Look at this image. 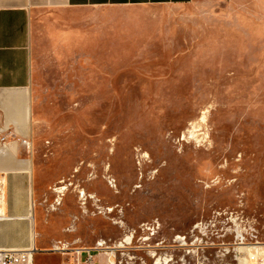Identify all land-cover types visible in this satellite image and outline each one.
Listing matches in <instances>:
<instances>
[{
	"label": "rangeland",
	"instance_id": "1",
	"mask_svg": "<svg viewBox=\"0 0 264 264\" xmlns=\"http://www.w3.org/2000/svg\"><path fill=\"white\" fill-rule=\"evenodd\" d=\"M32 35L30 133L0 134L32 167L0 195L32 202L35 250L264 264V0L69 9Z\"/></svg>",
	"mask_w": 264,
	"mask_h": 264
},
{
	"label": "crops",
	"instance_id": "2",
	"mask_svg": "<svg viewBox=\"0 0 264 264\" xmlns=\"http://www.w3.org/2000/svg\"><path fill=\"white\" fill-rule=\"evenodd\" d=\"M189 0H0V134L15 133L25 139L32 124L31 80L32 29L38 16L59 14L69 9L88 8L115 10L119 7L139 8L150 5L181 4ZM8 135V134H7ZM4 137V136H3ZM6 140V138L4 139ZM23 147L16 142H4L0 148V176L7 179L29 177L30 160L22 156ZM0 179V184L3 179ZM31 178V177H30ZM1 190V188H0ZM1 192V191H0ZM1 194V193H0ZM16 205L7 195H1L0 202V249L28 250L34 248L32 235H29L27 219H31L32 202L26 216L24 198ZM11 215V217H10ZM11 223V224H10ZM12 235V236H11ZM29 236V237H28ZM27 237V238H26ZM27 239L26 243L22 242ZM81 254V253H80ZM68 253H47L35 250L33 264H46L57 261L58 264H102L100 255L92 260L80 261Z\"/></svg>",
	"mask_w": 264,
	"mask_h": 264
},
{
	"label": "built area",
	"instance_id": "3",
	"mask_svg": "<svg viewBox=\"0 0 264 264\" xmlns=\"http://www.w3.org/2000/svg\"><path fill=\"white\" fill-rule=\"evenodd\" d=\"M24 144H27L25 142ZM23 144V145H24ZM0 202H1V195H0ZM17 249H0V264H32V257L35 250H31V252L24 253L19 251H14ZM88 254V253H87ZM87 259L91 260V256L88 254Z\"/></svg>",
	"mask_w": 264,
	"mask_h": 264
},
{
	"label": "bare ground",
	"instance_id": "4",
	"mask_svg": "<svg viewBox=\"0 0 264 264\" xmlns=\"http://www.w3.org/2000/svg\"><path fill=\"white\" fill-rule=\"evenodd\" d=\"M26 142V141H25ZM25 142H23V144L25 143ZM25 145V144H24ZM31 250H34V248H28V250H14V251H19V253L20 252H24V253H27L28 254V252H31ZM78 252V251H77ZM32 261H33V258H32ZM27 264H29L28 262H27ZM32 264H33V262H32Z\"/></svg>",
	"mask_w": 264,
	"mask_h": 264
}]
</instances>
